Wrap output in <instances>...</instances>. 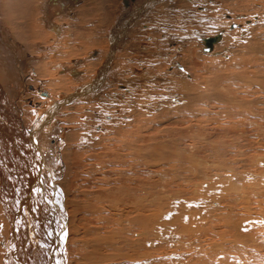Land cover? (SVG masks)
Masks as SVG:
<instances>
[{
    "label": "rangeland",
    "instance_id": "rangeland-1",
    "mask_svg": "<svg viewBox=\"0 0 264 264\" xmlns=\"http://www.w3.org/2000/svg\"><path fill=\"white\" fill-rule=\"evenodd\" d=\"M202 1L203 0L198 1L197 2L198 4H196V6L192 5L190 3H185V5L187 4L186 6L184 5V3L183 4L181 3L182 6H180V5L178 6V4L176 5L178 7V9H180V8L186 9L185 7H188V9L191 8L192 11H193V8H196V9H198L200 7L205 8V10H203V12L200 10L201 11L200 13H197L195 10L193 11V15L194 14H195L194 16L199 15L200 19L199 20L196 19V20H193L191 22L188 21L186 23V25H187L186 28L188 30L185 28H182L180 26H179V28L177 27V28H173V29H171L170 27H166L167 33L170 35V36H168V34L164 33L165 30L162 29L159 31V29L155 30L153 28L154 34L150 35V36H152V37L154 36V37L150 38L151 41H148L147 38H144V39L140 38V39L136 40V44L138 42L137 45H139V46L140 45L145 46V42L146 43L150 42L149 43L150 47H152V46L155 47L156 44H158L159 47H155V48L152 47L153 49L150 48V50L152 49L151 51H154V52H149V51L146 52L145 50L141 49V51L137 53V57H135V56H128V55L126 56L122 52H119L118 51L119 49H118V50H115L114 53L112 52V54L110 52H108V54H105L106 59H107L109 53L111 55H113L112 69L115 73H117L116 75H118L117 77H114L112 75L108 79L111 82V84H113V85L118 84V82L123 83L124 82L123 79H125V78L127 79L128 77H126V75H129V74L135 75L136 79L139 80L138 78L141 77L142 75H144L148 69L150 70V67H151V69H154V71H156V72L158 71V73H150V74H148L149 76L146 75V77H147L146 80L150 79L149 80L150 84H149L148 88H145L143 85H140L141 82L144 83L143 81H139L140 83L139 82L133 83V84H136L133 86L136 88V89H134V91L137 92L136 96L138 95L137 97H134L136 101H134V102L132 101L131 103H129L127 101V98H121V97L114 98V97H107L104 95V97H102V98L105 100H104V102H101L102 106H100V107H97V105H95V104L87 105V107H89L90 110L83 109V111H81V112H80V109L77 110L78 108H75L74 111L70 110L71 112L69 110H67L68 112L67 111L64 112L65 109H62L60 111L61 113L59 112L60 115L65 116V117H62V120H65L66 118H68L67 119L68 123L67 122H61L62 124L60 127L63 129V131L57 130L58 131V132H56L57 135L55 132H54L55 134H51V136L53 138L51 136L49 137L48 133L46 131L40 132L39 133L40 136H38V135L36 136V142L35 143H38V142L39 143H49V147H51L57 143L56 146L59 147L57 149V156H58L60 162L61 161L63 162V163L61 162V166H60V174L61 175L59 174V177L60 176L62 177V175L64 176L65 172L68 170L67 168H69V164H70V160H71L70 155H71V158H72V156L74 158L73 159L74 168H75V165H79L77 167V169H79L80 171L77 172V170L75 169V176L73 177L72 185L70 188H71V191L74 192L75 197L77 195L81 196V197L77 196L78 199L77 198L76 199L79 201L77 210L80 209L78 212L79 215L81 216L80 219L81 220L83 219V221L81 223L82 227L91 228V229L96 230L98 227H100L99 223L101 220H103L104 224H105V223H107V219H108V223H110L109 228L111 225H115V227H118V224H123L124 225L123 228H125V229L128 226L130 228V224H129L128 219H127V218H130V215H131L130 212L136 211V210H141L144 207H145V209L142 211L147 212V213H149L151 211V209L153 210L155 207L154 211L156 212V220L162 219L160 217H161L163 211H164V214L166 212L167 215L169 212H170L169 214H171V213L174 214L175 217H171L170 219H168L166 217V218H164V220H160L159 221L160 223L156 222L157 224H161L163 226H165L166 225L165 223H167L166 227H156V223H155V228L154 227L148 228L152 232L154 238L150 239L152 237H149L150 240L148 241V243H145L146 244L145 247L142 246L144 244L143 242H145L143 240H140L141 242L139 244H137L138 242L136 243V240L138 238H141V236L140 237H134V235H133L134 231H133V229H132V231L130 229V231L128 232V235H127L129 237L128 246H127V242L126 243L124 242V240H125L124 237H123V239H121V240H123L124 243L121 242L120 244H118V243L113 244V248H117L119 246L120 249H122V250H120V251H122L121 253L123 254L122 259L120 256L119 257L116 256L117 258L116 257L112 258L111 256H108L109 254H107L108 252H106V249H105L104 253L107 255L106 258L108 257L110 259L111 258L115 259L114 261H116V263H114L112 261L113 264H118V263L119 264H133V263L134 264H158V263L159 264H178V263L179 264H207V261H209L208 264H224L227 261L229 263H226V264H231V262H232V264H235V263L236 264H243L244 261L247 262V263L244 262V264H248V262H249V264L250 263L256 264L257 262H258L257 264H264V246H263L264 245V237H263L264 236V222H263L264 217L262 216V214L264 213V210H263L264 209V198H263L264 197V188L261 187L262 184H263L262 186H264V183H262V182H264L263 181L264 180V178H263L264 177V0H209V4H205L204 2L202 3ZM183 5H184V7H183ZM208 6H209V9H208ZM216 15H218V16H216ZM96 16L98 17L97 14H96ZM55 17H57V15ZM179 17H181L180 13H179ZM171 18L173 19V17H171ZM176 19H178V17H175L174 20H176ZM235 19L236 20L240 19V20L236 21ZM255 19H257V20H255ZM241 20H244L245 22L242 21L243 22L242 23ZM104 21H106V20H104ZM197 21H199L200 23ZM228 21H230V22H228ZM246 21L251 22V24L249 25L250 27L248 25L246 26ZM165 22H166V20H165ZM231 22H233V23H231ZM170 23H173L175 25L176 22L174 23L171 21V19H168L167 24L170 25ZM234 23H236V24H234ZM252 23H254V24H252ZM217 26H219V28ZM97 28H99V26ZM198 28H200V29H198ZM169 29H171L172 32H170ZM192 29H194V30H192ZM179 30L182 31V33L179 32ZM197 30H200V32L197 33L196 32ZM214 30H216L218 32H216V31L214 32ZM155 31H158V32H155ZM186 31H188L189 33L191 32V34H189ZM193 32H196L195 34L197 36ZM213 32H214V34L222 32L223 34L222 35L219 34V36L220 37L223 35L225 36L222 38V40L220 42H217V44L215 46L214 51L217 52L219 55H215V56L213 55V57L208 56V55H204V54L199 55L200 54V51L198 50L199 48H201V49L208 48L207 43L209 41V38L211 36L212 37L215 36L213 34ZM159 33H161V34H159ZM177 33L180 35L181 34H183V35L188 34V35L192 36V38L188 37V35L186 37V35H185V36H183L185 38L182 37L180 40H177L176 38H178V36H180V35H177ZM78 34L79 33H77L76 35L73 34V35H75V36L72 35L73 37L71 35H70L71 37L69 35H68L69 37L63 36L64 38L65 37H67L68 39L70 38L69 40L71 42L68 41L70 43H68V42H64V43L62 42L61 43V41L63 40V37H57V39H58L57 43L59 42L58 44L61 43L60 45L68 47V48H66L67 50L71 49V48L73 50H75L77 47L76 51H78V50H80V46L78 45V44H80V38H78V36H77ZM155 34H156V38H155ZM192 34H194V36ZM74 37H75V39H73ZM173 37L175 38L176 41L170 39ZM166 38H168V40ZM193 39H194V41H193ZM184 40L185 41L189 40V41L185 42ZM58 44H56L57 45V54L58 53L61 54L64 49L61 48L60 45H58ZM74 45H75V47H74ZM179 45H180V47H179ZM58 47H60V48H58ZM193 47H195V48H193ZM258 47H259V49H258ZM260 47H262V49H260ZM164 48H165V50H164ZM61 49H63V50H61ZM192 51H193V53H192ZM195 52H197V54ZM144 53L147 56H145ZM149 53H150V57H149ZM220 53H221V55H220ZM180 54H182V55H180ZM170 55H172V56H170ZM160 56H161V58H160ZM166 56H168V57L166 58ZM184 57H185V59H184ZM142 58H143V60H142ZM156 58H157V60H156ZM198 58H200V59H198ZM205 58H206V60H205ZM126 59H128L129 61H126ZM197 59L199 61H197ZM201 59H203V60H201ZM83 60H87V59H83ZM139 60H141V61H139ZM213 60H215V62H213ZM191 61H193L192 64H191ZM196 61H197V63H196L197 65L195 64ZM189 62H190L191 66L189 65ZM198 62H200V63H198ZM149 63H150V65H149ZM154 63H155V65H154ZM211 63H213V64H211ZM142 64L144 67L142 66ZM158 65H159L161 72H159V69L158 70L155 69V68H158ZM170 65H171V67H170ZM191 69H192V72L190 71ZM113 71L111 72L112 74L114 73ZM123 72H126V73H123ZM188 72L190 75L188 74ZM182 73H183V75H182ZM184 73L186 76L187 75H189V76L186 77L184 75ZM154 74L158 77V79L154 76ZM162 74L164 76L168 74L166 76L167 78L163 77V78H165L163 80ZM193 75H195V76H193ZM214 75L215 76L217 75V77H215ZM169 76H171V77H169ZM178 77H181V78L176 79ZM117 79H118V81H117ZM136 79H135V81H136ZM212 79H214V80H212ZM195 80H196V82H195ZM26 81H27V79H26ZM114 83H116V84H114ZM126 83H127V81H126ZM212 83H214V84L212 85ZM27 84H28V81H27ZM210 84L213 87L214 86L216 87V88L214 87L215 90L213 89V87ZM29 85H31V84L29 83ZM151 88H152V91H149L148 89L151 90ZM216 89L218 91H216ZM47 90H49L51 94L54 92H58L57 89H54V91H53L52 88H47ZM28 91L30 92L31 90L28 89ZM106 91H107V89L104 90V94L106 93ZM186 91H187V93H186ZM193 92H195V93H193ZM211 93H212V96H210ZM215 93H216V96H215ZM28 94L29 93H24L21 96L23 99H21V97H20V99L22 101H24L26 99L25 97H27ZM106 94H109V92ZM195 94H196V97H195ZM199 94L201 96L203 95L204 99L201 98V96H199V98L201 100L198 99L199 101H197V98H198L197 96ZM192 95L194 96V100L192 99L193 98ZM28 97L34 98L33 95L32 96L29 95ZM217 97H219V98H217ZM215 98H217V99H215ZM177 99H179V101H176ZM9 100L11 102L13 101L11 98ZM217 100H218V103H216ZM233 100H235L236 102L238 101V103L233 102ZM18 101H20V100L18 99ZM143 101H145V102H143ZM192 101L193 102L195 101V102L193 103ZM79 102H84V101H79ZM148 102H150V103H148ZM12 103L18 104L17 102H14V101ZM76 103H78V101ZM150 106L154 109L152 110V108ZM11 107L13 109L14 105H11ZM118 107H119V109L116 110V108H118ZM142 107L145 109H143ZM224 107H227V108H224ZM229 108H230V110H229ZM23 109H26V111H27V109H29V105L22 108L20 115H21V121H22V123H24L23 127L26 128V126H27V128L31 129L30 128L31 126L29 127L30 122H27L28 121L27 119H26L27 121L24 122L23 118L25 117L24 113H26V111ZM156 110H157V112H156ZM232 110H234V111H232ZM112 111L114 113H112ZM138 112H139V114H141L140 116L138 115ZM64 113H65V115H64ZM84 113H87L88 115H86V114L84 115ZM107 113H108V115H106ZM145 113H147V114H145ZM159 113H163V114H160L158 116ZM22 114H23V116H22ZM31 115L32 114H29L27 116V118L31 119V117H33V115L32 116ZM67 115L68 116L70 115L69 116L70 118L67 117ZM81 115L87 116V119L89 121H91L92 124H93V122L96 121L97 127L95 125L93 126L91 124V122H90V124H91L90 125L88 123L89 122L88 120L80 119ZM99 115L102 117H100ZM112 116H114V117H112ZM134 116H136V118ZM142 117H143V119H142ZM117 120L118 121L121 120V121L118 122ZM85 121L87 122V124ZM106 121H108L109 123ZM110 122H111V124H110ZM63 123H65V124H63ZM102 124H104L103 125L104 128L102 127ZM114 124L118 127H114L115 126ZM117 124H119V125H117ZM161 124H163V125H161ZM134 125H135V127H134ZM82 126H83V128H82ZM107 128H109L110 130H107ZM83 129H84V131H83ZM116 129H117V131H116ZM88 130H89V132H88ZM96 130H98V131H96ZM75 131H77V132L79 131V132H81V134L79 132H78L79 133L78 134ZM61 132H62V134H61ZM69 132H71V133H69ZM66 133H69V134H66ZM91 133H98V134H91ZM119 134H120V136H119ZM125 134H126V136H125ZM69 135H70V137H69ZM42 136H44V138ZM38 137L40 138V140H37ZM62 137H64V138H62ZM92 139H93V141H92ZM45 140H46V142H44ZM54 141H55V143H54ZM86 142L89 143V147L91 146V148H92V149L90 148L91 150L88 149L89 147L87 148L84 146L83 143H86ZM76 145H80L81 147H78ZM104 146H105V148H104ZM82 147L85 148L86 150L88 149L89 152L86 155L90 157V158H88L89 159L88 161H90V162H84L82 160V158L85 157L86 155L83 157L82 156L80 157V155L83 154L82 153V150H83ZM115 148H116V150H115ZM147 148H149V150H147ZM105 150H107V152ZM180 150H181V152H180ZM149 151H150V154H148ZM50 152L52 154L51 149H50ZM97 152H98V154H99L98 156H100V158L97 156ZM100 152L102 154L103 153L104 154L102 155ZM90 155H93V156L95 155V157H93V156L91 157ZM101 155L104 158H102ZM216 155L219 156V158L218 157L216 158L215 157ZM159 156H160V158H159ZM96 157L99 159H97ZM148 157H149V159H148ZM211 158H212V161H210ZM102 159H105V160H102ZM217 159H219V160L221 159L222 162L223 161L224 162L221 163V160L219 162ZM146 160H149L151 163L148 164L146 162ZM97 161H99L100 163ZM102 161H104V162H102ZM258 162H261V164ZM101 163H103V164H101ZM105 163H106V165H105ZM193 163H195V165H193ZM218 163H220V164H218ZM66 164H68V165L66 166ZM93 164H95V165H93ZM99 164H100V166H99ZM223 164L226 167H224ZM255 164H257L258 167H256ZM132 165L133 166L135 165V167H133ZM156 165H159V166H156ZM214 165H215V168H214ZM216 165L219 167H217ZM227 165L228 166L230 165L229 167L231 170L227 167ZM157 167L160 168L161 170L158 169V171H157V169H156ZM187 167L189 168V170H187L188 169ZM200 167H201L202 171H200L201 170ZM74 168H73V170H74ZM177 169H179V170H177ZM184 169H185V171H184ZM103 170H104V172H103ZM194 170H196V171H194ZM211 170H212V172H211ZM243 170L244 171L246 170V171L244 172ZM247 170H248V173H247ZM118 171H120V172H118ZM135 171L138 172V175H137V172H135ZM186 171H188V172H186ZM228 171L231 174L230 176H232V175L234 176L231 178L232 181L230 179ZM237 171H238V173H237ZM240 171H241V173H240ZM83 172H84V174H83ZM134 172H135V174H134ZM177 172L180 174H178ZM201 172H202V174H201ZM217 172H218V175H217ZM221 172H222V174H220ZM118 173L120 176H118ZM173 173L175 176L173 175ZM239 173H240V176H238ZM104 174H106V175H104ZM121 174H123V175L121 176ZM182 174H184V176L186 174L187 176L184 177ZM188 174H190V175L192 174V175L188 176ZM207 174L212 175L213 179L211 176L208 177ZM85 175L88 178H86ZM97 175L100 178L102 177L101 179H103L104 181L106 179L107 182L105 183L103 180H100V178ZM219 175L220 176L224 175V178H223L224 180H227V178H228V181L231 183V185H230L229 182L227 183V181H225L226 184L230 185V186H227L229 188L228 191H229V193L232 192L231 195H236L235 197H233V200L236 199L235 200L236 202L235 201H234V203L232 202L233 203L232 208L231 207H225L227 205V202L225 201V198H228L227 194L221 195V193H219V192H218L219 194L215 193L218 190H223V188H227V187H222L220 184H219L220 186L214 185L215 183H218V181L220 183V180L222 178L220 177L221 179H218V180H216V178H215V177H219ZM162 176H164V177L162 178ZM179 176L181 178H179ZM226 176H227V178H226ZM95 177H98V178H95ZM133 177L136 178L138 181L135 180ZM187 177L191 178L192 180L187 179ZM182 178L184 180H181ZM201 178H202V180H203V178H205L206 180L207 179H210V180H207V183L205 182L206 181L205 179L200 182ZM238 178H240V179H238ZM117 179L119 180V182ZM162 179H163V181H162ZM237 179H238V181H237ZM132 180H134V181H132ZM196 180L198 181V183ZM87 181H89V182H87ZM113 181L115 182V184ZM160 181H162V182H160ZM209 181H211V182H209ZM176 182H177V184H176ZM88 183H90V184H88ZM130 183L131 184L138 183V184H136L137 185L136 186V185H131ZM162 183H165V184L163 185ZM170 183H173V184H170ZM194 183L195 184L197 183L196 184L197 186ZM100 184L102 187L101 186L99 187ZM121 184H123V187ZM126 184H128V186ZM154 184H157V185H154ZM210 184H212V185H210ZM243 184H245L246 186H244ZM250 184H251V186H250ZM151 185L154 187H152ZM166 185H167V188L165 189ZM199 185H201V188ZM202 185H205V187L203 186V188H204L203 190L206 189L205 192L206 191L208 192L210 190H212V191L205 193L204 191H202ZM247 185H249V186H247ZM134 186H136V187H134ZM217 186H218V189L216 188ZM231 186H233L234 188L233 187H232L233 189L230 188ZM74 187H77L76 191H74L75 190ZM96 187H98L99 189ZM147 187L148 188L151 187L155 190H153V189L151 190V188L148 189ZM211 187H213V188H211ZM214 187L217 189V191H215L216 189ZM219 187H220V189H219ZM68 188H69V186H68ZM102 188H105V191L111 190L114 195L112 194L111 191H109V192L107 191L105 193V191H102V190H104ZM121 188H122V190H121ZM137 188H138V190H137ZM181 188L183 190H180ZM192 188H194L193 189L194 191L193 190L191 191ZM247 188L250 190H248ZM100 189H101V191H100ZM117 189H118V191H120V190L123 191V189H125V190L123 192L120 191L121 192L120 193L117 191ZM128 189H130V190H128ZM144 189H146L148 191H146ZM199 189L201 190V192L199 191ZM237 189H239V192ZM254 189H256V191ZM61 190H63V189L61 188ZM140 190H142V191H140ZM197 190L199 191L200 194L196 193ZM247 190L249 191V193ZM257 190H259V191H257ZM66 191H67V195H69V192L67 189H66ZM128 191H130L129 193L131 195L129 193H126ZM137 191H138V193H137ZM155 191H157V192H155ZM182 191H183V193H182ZM98 192H100V193H98ZM149 192L152 194H150ZM185 192L186 193L188 192V193L186 194ZM189 192H193V197H192L191 193L189 194ZM102 193L105 195H103ZM109 193H110V195H109ZM122 193H125V194H122ZM139 193H141V194H139ZM158 193H164V194L160 195V197H159ZM101 194L103 196H101ZM116 194H117V196H116ZM143 194H145V195L148 194V195L145 196ZM154 194L157 196H154ZM202 194L203 195L205 194L208 198L215 197L216 199L214 200V202H216L217 205L212 204L211 201H208L209 203L207 202L208 204H205L204 200H205L206 196L205 195L202 196ZM246 194H247V196H249V198H247ZM120 195H122L123 197L120 198L121 197ZM128 195H130V196H128ZM141 195L143 196L144 199L146 198V200H144V199H141V200L146 201V202H143L140 200V198H142ZM181 195L182 196L184 195L183 198ZM218 195H219V198H218ZM85 196L89 197V198H86ZM162 196L164 199L162 198ZM173 196H174V198H173ZM180 196L182 198V200H181L182 203H181L180 199H178ZM223 196H225V197H223ZM91 197L93 200L91 199ZM106 197H107V199L109 198L108 199L109 201H111L112 198H115L113 200H116L117 203L115 201H112L113 203L111 204V202H109L106 199ZM137 197H139V198H137ZM184 197L189 199V200H191V197H192V200L195 201L194 205L192 204V206H189L191 209L185 203L186 201H189V200L184 199ZM250 197H252V198H250ZM176 198L179 200V203L176 202V200H177ZM147 199H148V202H147ZM250 199H252V200H250ZM67 200L69 201L70 199H67ZM137 200H139V201H137ZM244 200H246V201H244ZM87 201H90V202L88 203ZM96 201H98V202H96ZM132 201L133 202L135 201V202L132 203ZM153 201H155L157 204L156 205H155V203L153 204ZM81 202H82V204H81ZM95 202L97 203L96 205H94ZM151 202H152V204H151ZM159 202H160V204L158 205ZM162 202H164V204L171 202L172 206L174 208L169 209L168 205H170L171 203H168L165 206V205H163ZM175 202H176V204H175ZM243 202H245V203H243ZM69 203H70V201L68 202V206H69L70 210H73V208H76L75 206L73 207L72 204H69ZM114 203H116V204H114ZM146 203H150L151 205L149 206V204H146ZM177 203H178V206H177ZM180 203L181 204L184 203V204L181 205ZM197 203L199 205H197ZM238 203L241 205V207H242V204H244L242 207L243 210H245L247 208V210L244 213H242V214H244V216H242V214H241V212H243V210L241 209V207ZM98 204L99 205L103 204V206L101 207V205H100V207H99ZM140 204H141V206H140ZM79 205H82V206H79ZM108 205H110V206H108ZM112 205H114V206L116 205V206L112 207ZM143 205H144V207H142ZM146 205H148V206H146ZM153 205H155V206L152 207ZM160 205H161V207H163L162 209L161 208L158 209V207H160ZM211 205H213V206H211ZM221 205L224 206V208ZM247 205L250 207H248ZM207 206H209V207H207ZM123 207H125V208H123ZM218 207H221V208L219 209ZM101 208L103 209V211ZM131 208H132V211H131ZM227 208L233 209L234 213H237V214L240 213V215L242 217H245L246 215H248V217L246 216V223L248 222L249 224L248 223L246 224L245 228H247L248 230L245 231V234L247 235L246 236L247 238L250 237L251 241H252V239L255 240L254 241L255 243L252 241L253 244L248 243L249 241L247 242L252 247H250V245H248L246 242L242 241L245 239L244 238V239H241V241H239L240 242L239 244H242L243 248L245 250L242 249V246L240 247V245H239L240 248H238V249L236 248L237 251L235 249L234 252H232V251L229 252L230 251V249L228 248L229 240H231L230 239L231 237L232 238L234 237L235 231L231 232V231H229L230 229H228L227 227L224 228L226 225L228 226V224L230 223V222H228L225 224V222H223V221H225V218H223V216L224 215H225L224 217H227L226 215L229 216V214L224 212L227 210ZM128 209H129V211H128ZM156 209H158L160 212H158V210H156ZM188 209H190V212H185V210L187 211ZM126 210H127V212H126ZM161 210H162V213H161ZM192 210H194V211H192ZM91 211H92V213H91ZM105 211H106V213H105ZM85 212H86V214L82 215V213H85ZM191 212H192L191 221H192V224L194 225V227L192 226V224H190L191 225V227H190V225H189L190 222H188L189 220L187 221L185 219L187 216L190 218L188 213H191ZM222 212H224L225 214ZM252 212H253V214H251ZM204 213L206 214V216H204L205 215ZM220 213H222L223 215ZM245 213H246V215H245ZM248 213H250L251 215H249ZM90 214H92V215H90ZM97 214H98L99 220H100L98 222L96 221ZM103 214H104V216H102ZM128 214H130V215H128ZM258 214L260 217L258 216ZM89 215L91 216V218L88 217ZM123 215H126L127 218L121 219V216H123ZM158 215H160V216H158ZM179 215H182V216H179ZM218 215H220L221 217ZM71 216H72V214H71ZM71 216H70V218H71ZM98 216H97V220H98ZM105 216H107V217H105ZM108 216H109V218H108ZM0 217H2V216L0 215ZM87 217H88V219H87ZM237 217H239V216H237ZM179 218L184 219V220L181 221ZM196 218H197V220H196ZM260 218H261V220H260ZM1 219L2 218H0V225L3 223V221L1 222ZM86 219H87V222H86ZM247 219H249V221ZM118 220H119V222H118ZM250 220H253V222ZM89 221H91V222H89ZM195 221L198 222V224ZM255 221H256V223L257 222H260V223L255 224ZM261 221H262V223H261ZM170 224H172L173 226ZM177 224L179 227L176 226ZM181 224L182 225L184 224L183 227ZM186 224H187V226H185ZM209 224H211V225H209ZM97 225H99V226H97ZM195 225H198V226H195ZM223 225H225V226H223ZM5 226H6V224H4V225L2 224L0 226V233L1 232L5 233L3 231L6 228ZM67 226H68V231H69V223L67 224ZM158 229H159V231H158ZM195 229L197 230V232ZM118 230L121 231L120 228ZM169 230H171V231H169ZM212 234H213V236H212ZM0 235H1V237L2 236L5 237L4 234H2V233ZM123 236H124V232H123ZM177 237H178V239H177ZM86 238L91 239V240H96L98 237L96 234H93V235L87 236ZM195 238H197V239L195 240ZM261 240H263V241H261ZM109 241L110 240L108 239L107 242L109 243ZM134 241H135L136 245H135V243L133 244ZM150 241H151V243H150ZM221 241L222 242L225 241V242L222 243ZM107 242H106V248L108 247ZM153 242H155V244L157 246H155V244ZM211 243H214V245L217 243L216 246L219 245V247H217V250L215 249L216 250V257L214 255L215 254L214 252H213L214 254L209 253L210 245H213ZM244 243H246L250 248ZM153 244H154V246H153ZM261 244H263V245H261ZM116 245H117V247H116ZM124 245H126L129 248V250L127 249V247L125 248ZM133 245H135V247H133ZM137 245L142 246L143 248L138 247ZM148 245H150V246H148ZM182 245L184 246V250H183ZM191 246L193 248H191ZM246 246H247L248 250H246L247 249ZM261 246H263V247H261ZM150 247H152V248H150ZM160 247H162V248H160ZM178 247H180V248H178ZM136 248H139V249H136ZM203 248H205V249L203 250ZM148 249H149V251H148ZM151 249H152V251H151ZM241 249H242V251H241ZM251 249L254 252L253 251L250 252L249 250H251ZM145 250H147V251H145ZM201 251H202V253L204 251L205 254L204 253H203L204 255L201 254ZM220 251H221V253H220ZM238 251H239V253H238ZM80 252H82L81 253L82 255L80 254ZM80 252H79V255H80L79 256L80 257L79 258V264L81 263L80 259H83V257L85 256L84 249H81ZM242 252L243 253L245 252V253L243 254ZM249 252L250 253L253 252L254 254H249ZM153 253L155 255H153ZM206 253L211 254V257H210V255H207ZM126 254L128 256H132L134 259L132 257H131L132 259L124 258L127 256ZM239 254H241V255L239 256ZM143 256H145V257H143ZM146 256L151 257V258H148V260L147 259L143 260L142 258H146ZM212 256L215 257L216 259L215 258L213 259ZM224 256L227 258L229 257L231 259H229V258L227 259ZM247 256H252V258H248ZM137 257L138 258L140 257V258L138 259ZM108 258L106 260L110 261V259H108ZM201 258H202V260H201ZM242 258H244L245 260H242ZM246 258H248L249 260ZM137 259L140 261H138ZM220 260L222 261V263H220L221 262ZM252 261H254V263ZM110 262H108V264Z\"/></svg>",
    "mask_w": 264,
    "mask_h": 264
},
{
    "label": "bare ground",
    "instance_id": "bare-ground-1",
    "mask_svg": "<svg viewBox=\"0 0 264 264\" xmlns=\"http://www.w3.org/2000/svg\"><path fill=\"white\" fill-rule=\"evenodd\" d=\"M200 0H0V215L2 217L1 222L3 221V225L6 224V228L5 230H3L5 233L1 232L2 234H4L5 237H1L0 235V264H79V252L81 249H84V253L85 256L83 257V259L81 260L80 264H108V262H110L109 264H113L116 263V261H114L115 259H112L116 256H120L122 259V249H120V247L116 245L117 248H113V244L114 243H118L120 244L121 242H123V237H124V242H127V246H128V240L129 237L128 232L132 231L133 229V235L134 237H140L136 240V243L139 244L141 241L143 240L145 242H143L144 244L142 246L145 247V243H148V241L150 239H153V234L152 232L148 229L149 227H154L155 228V223L159 222L160 220H164V218H168L170 219L171 217H175L173 213L168 215L164 214V211L162 213L161 210V217L162 219H157L156 220V212L154 211L155 209V205L157 204L155 201H153V204L155 203V205H153L152 207H154V209L149 213L144 212L142 210L145 209L144 205L142 207H144L141 210H136V211H131L130 214V218H127L126 215L121 216L122 218H127L128 222L130 224V228L129 226L125 228H123V224H118V227L120 228L121 231H119L118 227H115V225H111L109 228V224L108 223V219H107V223L104 224L103 220H99V216H98V220H97V216H96V221H100L99 225L100 227H98L96 230L95 229H91V228H86V227H82V221L80 219V215H79V210H77L78 207V197L80 195H77L75 197L74 192L71 191V185H72V181H73V177L75 176V169L77 170V172H79L80 170L77 169V167L79 165H75L74 168V162H73V156L71 158L70 155V164H69V168H67L68 170L65 172L64 176L62 175V177H59L60 174V166H61V162L57 156V149L59 147L56 146L55 141H54V145L49 147V143H35L36 142V136H40L39 133L46 131L48 133V136L50 137L51 134H55L58 131H63V129L60 127L61 126V122H67L68 118H66L65 120H62V117H65L63 115H60V111L62 109H65V111L67 110H75V108H78L77 110L80 109V112L83 111V109H89V107H87V105H97V107L102 106L101 102H104L105 99H103L102 97L107 96V97H114V98H127V101L129 103H131L132 101H136L134 97H137L136 94L137 92L134 91V89H136L133 85L134 82H139V81H143L144 83H140V85H143L145 88H148L149 84H150V79L146 80L147 77L146 75L150 74V73H158V71H154V69L150 70L148 69L144 75H142L141 77H139L137 80L136 76L133 74H129L126 75V77H128L126 80H124V82L113 85L111 84V82L108 80L110 78V76H114L117 77L118 75H116L117 73H115L112 69V61H113V55L112 52L114 53L115 50H118L119 52H122L123 54H125L126 56H135L137 57V53L142 50H145L146 52H154L151 51L153 48L155 47H159L158 44H156L155 47H150L149 43L150 42H145V46H139L136 44V40L140 39V38H147L148 41H151L150 38L154 33V30H165L164 33H167V28L166 27H170L171 29L173 28H186V23L189 21H193V20H199L200 16H194L193 15V11L195 10L197 13H200L201 11L203 12V10H205V8L200 7L198 9L193 8V11L191 8L188 9V7H185L186 9H178V7L176 6L178 4V6H182V4L184 3H190L192 5L198 4L197 2ZM205 4H209V0H203L202 3ZM182 3V4H181ZM183 5V7H184ZM187 5V4H186ZM185 5V6H186ZM204 5V4H203ZM189 6V5H188ZM177 7V8H176ZM192 7V6H191ZM206 7V6H205ZM211 8V7H210ZM207 9V8H206ZM209 9V6H208ZM201 10V11H200ZM179 13L180 16L179 17ZM195 13V12H194ZM96 14L98 15V17L96 16ZM210 14V13H209ZM57 15V17H55ZM96 16V17H95ZM218 16V15H216ZM173 17V19L171 18ZM175 17H178V19L174 20ZM230 17V16H229ZM242 17V16H241ZM255 17V16H254ZM231 18V17H230ZM258 18V17H257ZM171 19L172 22H176L175 25L173 23L167 24V20ZM243 19V18H242ZM260 19V18H259ZM106 20V21H104ZM166 20V22H165ZM236 20V19H235ZM240 20V19H238ZM236 20V21H238ZM246 20V19H245ZM257 20V19H255ZM244 20H241V22ZM251 21V20H250ZM199 22V21H197ZM217 22V21H216ZM230 22V21H228ZM245 22V21H244ZM200 23V22H199ZM215 23V22H214ZM233 23V22H231ZM243 23V22H242ZM236 24V23H234ZM251 22L246 21V26L250 25ZM254 24V23H252ZM258 24V23H257ZM256 24V25H257ZM261 24V23H260ZM169 25V26H168ZM199 25V24H198ZM240 25V24H239ZM99 26V28H97ZM102 26V27H101ZM208 27V26H207ZM219 28V26H217ZM250 27V26H249ZM191 28V27H190ZM217 28V29H218ZM170 30V32H172ZM200 29V28H198ZM248 29V28H247ZM177 30V29H176ZM188 30V29H187ZM194 30V29H192ZM184 31V30H183ZM216 30H214L215 32ZM221 31V30H220ZM158 32V31H155ZM162 32V31H161ZM169 32V31H168ZM174 32V31H173ZM176 32V31H175ZM179 32L182 33V31L179 30ZM188 32V31H186ZM197 33L200 32V30L196 31ZM196 32H193L194 34ZM202 32V31H201ZM213 32V34H214ZM218 32V31H216ZM79 33L77 36L78 38H80V44H78L80 46V50L76 51L77 47L75 50L71 49H66L68 47L62 46L60 45L62 42H68L70 41L67 37H69L70 35L72 36L73 34H77ZM189 33V32H188ZM161 34V33H159ZM191 34V32L189 33ZM194 34H192L194 36ZM212 34V35H213ZM219 34H223L222 32L219 33H215V36H211L209 38V41L207 43V47L208 48H199L198 50L200 51V54H204V55H208V56H212L213 55H219L217 52H215V46L217 44V42H220L222 40L223 36H219ZM225 34V33H224ZM69 35V36H68ZM73 35V36H75ZM163 35V34H162ZM173 35V34H172ZM177 35H180L177 33ZM186 37L188 34H185ZM183 34H181L180 36H178V38H176L177 40H180L183 36H185ZM196 35V34H195ZM63 36H67V37H63ZM70 36V37H71ZM72 36V37H73ZM76 36V37H77ZM168 36H170L168 34ZM175 36V35H174ZM197 36V35H196ZM231 36V35H230ZM57 37H63V40L61 41L60 44L57 43L58 39ZM154 37V36H153ZM152 37V38H153ZM172 37V36H171ZM177 37V36H176ZM188 37H191L190 35H188ZM155 38H156V34H155ZM174 38V37H173ZM170 38L172 40H175V38ZM185 38V37H183ZM190 38V39H191ZM195 38V37H194ZM75 39V37L73 38ZM168 40V38H166ZM169 39V40H170ZM196 39V38H195ZM79 40V39H78ZM164 40V39H163ZM183 40V39H182ZM187 40V39H186ZM225 40V39H224ZM157 41V40H156ZM176 41V40H175ZM185 41V40H184ZM189 41V40H188ZM185 41V42H188ZM194 41V39H193ZM206 41V42H207ZM258 41V40H257ZM71 42V41H70ZM68 42V43H70ZM79 42V41H78ZM155 42V41H154ZM163 42V41H162ZM178 42V41H177ZM169 43V42H168ZM174 43V42H173ZM60 45L61 50H63V52L61 54H57V45ZM67 44V43H66ZM185 44V43H184ZM170 45V44H169ZM71 46V45H70ZM147 46V47H146ZM185 46V45H184ZM188 46V45H187ZM58 47V48H60ZM75 47V45H74ZM166 47V46H165ZM177 47V46H176ZM180 47V45H179ZM201 47V46H200ZM225 47V46H224ZM82 48V49H81ZM84 48V49H83ZM150 48H152L150 50ZM195 48V47H193ZM217 48V47H216ZM220 48V47H219ZM79 49V48H78ZM157 49V48H156ZM225 49V48H224ZM259 49V47H258ZM260 49H262V47H260ZM60 50V51H61ZM165 50V48H164ZM163 50V51H164ZM196 50V49H195ZM229 50V49H228ZM227 50V51H228ZM185 51V50H184ZM205 51V52H204ZM226 51V50H225ZM108 57L106 59L105 54H108ZM186 52V51H185ZM128 53V54H127ZM163 53V52H162ZM193 53V51H192ZM197 54V52H195ZM167 54V53H166ZM172 54V53H171ZM122 55V54H121ZM145 55V53H144ZM168 55V54H167ZM174 55V54H173ZM182 55V54H180ZM189 55V54H188ZM221 55V53H220ZM147 56V55H145ZM156 56V55H155ZM172 56V55H170ZM185 56V55H184ZM187 56V55H186ZM198 56V55H197ZM149 57H150V53H149ZM168 56H166L167 58ZM188 57V56H187ZM191 57V56H190ZM121 58V57H120ZM130 58V57H129ZM128 58V59H129ZM159 58V57H158ZM161 58V56H160ZM172 58V57H171ZM177 58V57H176ZM83 59H87V60H83ZM106 59V60H105ZM115 59V58H114ZM128 59H126V61H129ZM185 59V57H184ZM183 59V60H184ZM200 59V58H198ZM197 59V61H199ZM204 59V58H203ZM201 59V60H203ZM215 59V58H214ZM136 60V59H135ZM143 60V58H142ZM157 60V58H156ZM161 60V59H160ZM168 60V59H167ZM173 60V59H172ZM193 60V59H192ZM206 60V58H205ZM138 61V60H137ZM141 61V60H139ZM151 61V60H150ZM153 61V60H152ZM164 61V60H163ZM187 61V60H186ZM190 61V60H189ZM197 61L195 62V64L197 63ZM217 61V60H216ZM62 62V63H61ZM145 62V61H144ZM157 62V61H156ZM172 62V61H171ZM193 61H191L192 64ZM211 62V61H210ZM213 62H215V60H213ZM219 62V61H218ZM217 62V63H218ZM148 63V62H147ZM151 63V62H150ZM149 63V65H150ZM200 63V62H198ZM216 63V64H217ZM163 64V63H162ZM194 64V63H193ZM213 64V63H211ZM124 65V64H123ZM155 65V63H154ZM176 65V64H175ZM190 65V62H189ZM188 65V66H189ZM197 65V64H196ZM133 66V65H132ZM143 66V64H142ZM152 66V65H151ZM181 66V65H180ZM191 66V65H190ZM219 66V65H218ZM138 67V66H137ZM144 67V66H143ZM148 67V66H147ZM155 67V66H154ZM153 67V68H154ZM171 67V65H170ZM176 67V66H175ZM174 67V68H175ZM182 67V66H181ZM193 67V66H192ZM78 68V69H77ZM135 68V67H134ZM146 68V67H145ZM196 68V67H195ZM215 68V67H214ZM77 69V70H76ZM143 69V68H142ZM155 69H159V65L158 68ZM165 69V68H164ZM129 70V69H128ZM144 70V69H143ZM146 70V69H145ZM185 70V69H184ZM246 70V69H245ZM114 72L113 74L111 72ZM120 71V70H119ZM192 72V69L190 70ZM194 71V70H193ZM177 72V71H176ZM181 72V71H180ZM186 72V71H185ZM190 72V73H191ZM126 73V72H123ZM143 73V72H142ZM243 73V72H242ZM139 74V73H138ZM137 74V75H138ZM169 74V73H168ZM167 74V75H168ZM187 74V73H186ZM189 74V72H188ZM194 74V73H193ZM167 75H163L162 74V78L165 77ZM170 75V74H169ZM183 75V73H182ZM185 75V73H184ZM190 75V74H189ZM187 75V76H189ZM149 76V75H148ZM151 76V75H150ZM154 76L158 79V77L154 74ZM176 76V75H175ZM180 76V75H179ZM186 76V75H185ZM186 76V77H187ZM195 76V75H193ZM215 76V75H214ZM153 77V76H152ZM160 77V76H159ZM171 77V76H169ZM174 77V76H173ZM182 77V76H181ZM181 77H178L176 79H179ZM191 77V76H190ZM217 77V75L215 76ZM219 77V76H218ZM154 78V77H153ZM163 78V80L165 79ZM184 78V77H183ZM189 78V77H188ZM204 78V77H203ZM28 84H27V81ZM136 79V81H135ZM143 79V80H142ZM187 79V78H186ZM112 80V79H111ZM202 80V79H201ZM214 80V79H212ZM45 81V82H44ZM118 81V79H117ZM127 81V83H126ZM187 81V80H186ZM200 81V80H199ZM219 81V80H218ZM196 82V80H195ZM216 82V81H215ZM29 83L31 85H29ZM160 83V82H159ZM175 83V82H174ZM199 83V82H198ZM197 83V84H198ZM223 83V82H222ZM36 84V85H35ZM202 84V83H201ZM204 84V83H203ZM214 83H212L213 85ZM228 84V83H227ZM165 85V84H164ZM175 85V84H174ZM173 85V86H174ZM177 85V84H176ZM183 85V84H182ZM211 85V84H210ZM211 85V86H212ZM218 85V84H217ZM205 86V85H204ZM207 86V85H206ZM219 86V85H218ZM52 88L53 91L54 89H57L58 92H54V93H50L49 90H47V88ZM213 87V86H212ZM215 87V86H214ZM213 87V89H214ZM174 88V87H173ZM177 88V87H176ZM216 88V87H215ZM28 89H30L31 91L29 92ZM107 89L106 93L109 92V94H104V90ZM117 89V90H116ZM193 89V88H192ZM119 90V91H118ZM149 91H152L148 89ZM166 90V89H165ZM215 90V89H214ZM56 91V90H55ZM169 91V90H168ZM194 91V90H193ZM216 91H218L216 89ZM215 91V92H216ZM162 92V91H161ZM24 93H29V95H33L34 98L31 97H25L26 99L24 101H22L21 99H23L21 96ZM63 95H62V94ZM187 93V91H186ZM195 93V92H193ZM148 94V93H147ZM214 94V93H213ZM222 94V93H221ZM172 95V94H171ZM173 96V95H172ZM179 96V95H178ZM193 96V95H192ZM199 96H201L200 94L197 96V101L201 100L199 98ZM212 96V93L211 95ZM216 96V93H215ZM214 96V97H215ZM218 96V95H217ZM14 101L17 102L18 104L12 103L9 99L10 98ZM21 97V99H20ZM196 97V94H195ZM201 98H203V95L201 96ZM213 98V97H212ZM219 98V97H217ZM215 98V99H217ZM18 99L20 101H18ZM176 99V98H175ZM194 100V96L192 98ZM199 99V100H198ZM204 99V98H203ZM244 99V98H243ZM78 101V103H76ZM79 101H84V102H79ZM118 101V100H117ZM176 101H179V99H177ZM175 101V102H176ZM90 102V103H89ZM107 102V101H106ZM145 102V101H143ZM183 102V101H182ZM193 102V101H192ZM195 102V101H194ZM193 102V103H194ZM233 102L238 103V101L236 102L235 100H233ZM115 103V102H114ZM150 103V102H148ZM162 103V102H161ZM181 103V102H180ZM218 103V100L217 102ZM232 103V102H231ZM244 103V102H243ZM141 104V103H140ZM158 104V103H157ZM163 104V103H162ZM171 104V103H170ZM11 105H14L13 109L11 107ZM27 105H29V109H23L26 111V113H24L25 117L24 122H30L29 123V128H24L22 121H21V111L23 107H26ZM111 105V104H110ZM121 105V104H120ZM132 105V104H131ZM159 105V104H158ZM176 105V104H175ZM179 105V104H178ZM238 105V104H237ZM108 106V105H107ZM117 106V105H116ZM141 106V105H140ZM147 106V105H146ZM174 106V105H173ZM106 107V106H105ZM113 107V106H112ZM127 107V106H126ZM151 107V106H150ZM155 107V106H154ZM161 107V106H160ZM143 108V107H142ZM152 108V107H151ZM167 108V107H166ZM170 108V107H169ZM227 108V107H224ZM119 109L116 108V110ZM129 109V108H128ZM141 109V108H140ZM145 109V108H143ZM154 108H152L153 110ZM76 110V111H77ZM107 110V109H106ZM113 110V109H112ZM151 110V109H150ZM226 110V109H225ZM224 110V111H225ZM230 110V108H229ZM96 111V110H95ZM103 111V110H102ZM114 111V110H113ZM112 111V113H114ZM144 111V110H143ZM234 111V110H232ZM244 111V110H243ZM60 112V113H59ZM68 112V111H67ZM71 112V111H70ZM99 112V111H98ZM106 112V111H105ZM137 112V111H136ZM157 112V110H156ZM161 112V111H160ZM167 112V111H166ZM164 113V112H163ZM163 113H159L158 116L160 114ZM223 113V112H222ZM249 113V112H248ZM29 114H32L33 117H31V119H28L27 116ZM69 114V113H68ZM88 115L87 113H84V115ZM90 114V113H89ZM126 114V113H125ZM147 114V113H145ZM151 114V113H150ZM245 114V113H244ZM31 115V116H32ZM65 115V113H64ZM108 115V113L106 114ZM113 115V114H112ZM138 115L140 116L141 114ZM137 115V116H138ZM149 115V114H148ZM152 115V114H151ZM154 115V114H153ZM157 115V114H156ZM170 115V114H169ZM23 116V114H22ZM70 116V115H69ZM67 115V117H69ZM91 116V115H90ZM100 116V115H99ZM143 116V115H142ZM147 116V115H146ZM157 116V117H158ZM230 116V115H229ZM245 116V115H244ZM89 117V116H88ZM93 117V116H92ZM102 117V116H100ZM114 117V116H112ZM118 117V116H117ZM136 118V116H134ZM70 118V117H69ZM72 118V117H71ZM90 118V117H89ZM99 118V117H98ZM139 118V117H138ZM146 118V117H145ZM22 119V120H23ZM27 119V120H26ZM80 119H84V120H88L87 116H80ZM104 119V118H103ZM133 119V118H132ZM143 119V117H142ZM62 120V121H61ZM99 120V119H98ZM101 120V119H100ZM136 120V119H135ZM141 120V119H140ZM139 120V121H140ZM89 121V120H88ZM95 121V120H94ZM118 121V120H117ZM121 120H119L118 122H120ZM86 122V121H85ZM84 122V123H85ZM91 121H89L88 123L90 124ZM108 122V121H106ZM117 122V123H118ZM136 122V121H135ZM68 123V122H67ZM109 123V122H108ZM116 123V122H115ZM126 123V122H125ZM130 123V122H129ZM65 124V123H63ZM87 124V122H86ZM85 124V125H86ZM92 124V122H91ZM90 124V125H91ZM111 124V122H110ZM83 125V124H82ZM84 125V126H85ZM93 126H96V121L93 122L92 124ZM101 125V124H100ZM104 124H102L103 127ZM109 125V124H108ZM113 125V124H112ZM115 125V124H114ZM119 125V124H117ZM163 125V124H161ZM128 126V125H127ZM66 127V126H65ZM69 127V126H68ZM73 127V126H72ZM97 127V126H96ZM114 127H118V126H114ZM123 127V126H122ZM135 127V125H134ZM141 127V126H140ZM163 127V126H162ZM64 128V127H63ZM81 128V127H80ZM83 128V126H82ZM85 128V127H84ZM92 128V127H91ZM104 128V127H103ZM106 128V127H105ZM72 129V128H71ZM70 129V130H71ZM88 129V128H87ZM127 129V128H126ZM145 129V128H144ZM58 130V131H57ZM66 130V129H65ZM68 130V129H67ZM69 130V131H70ZM79 130V129H78ZM107 130H110L109 128H107ZM120 130V129H119ZM162 130V129H161ZM81 131V130H80ZM84 131V129H83ZM82 131V132H83ZM86 131V130H85ZM98 131V130H96ZM100 131V130H99ZM104 131V130H103ZM115 131V130H114ZM117 131V129H116ZM134 131V130H133ZM55 132V133H54ZM77 132V131H75ZM79 132V131H78ZM77 132V133H78ZM89 132V130H88ZM93 132V131H92ZM125 132V131H124ZM128 132V131H127ZM71 133V132H69ZM66 133V134H69ZM81 134V132H79ZM78 133V134H79ZM84 133V132H83ZM119 133V132H118ZM153 133V132H152ZM42 134V133H41ZM62 134V132H61ZM91 134H98V133H91ZM137 134V133H136ZM141 134V133H140ZM57 135V133H56ZM62 136V135H61ZM91 136V135H90ZM120 136V134H119ZM118 136V137H119ZM123 136V135H122ZM126 136V134H125ZM44 138V136H42ZM52 137V136H51ZM70 137V135H69ZM39 138V137H38ZM37 140H40V138ZM48 138V137H47ZM53 138V137H52ZM64 138V137H62ZM67 138V137H66ZM87 138V137H86ZM103 138V137H102ZM117 138V137H116ZM145 138V137H144ZM69 139V138H68ZM67 139V140H68ZM42 140V139H41ZM44 140V139H43ZM55 140V139H54ZM61 140V139H60ZM66 140V139H65ZM74 140V139H73ZM128 140V139H127ZM79 141V140H78ZM93 141V139H92ZM109 141V140H108ZM46 142V140L44 141ZM49 142V141H48ZM77 142V141H76ZM81 142V141H80ZM121 142V141H120ZM123 142V141H122ZM59 144V143H58ZM67 144V143H66ZM79 144V143H78ZM85 147H89V143H83ZM82 144V145H83ZM97 144V143H96ZM114 144V143H113ZM126 144V143H125ZM152 144V143H151ZM63 145V144H62ZM81 145V144H80ZM80 145H76L78 147H81ZM94 145V144H93ZM98 145V144H97ZM107 145V144H106ZM71 146V145H70ZM95 146V145H94ZM115 146V145H114ZM141 146V145H140ZM150 146V145H149ZM61 147V146H60ZM77 147V148H78ZM93 147V146H92ZM99 147V146H98ZM112 147V146H111ZM133 147V146H132ZM83 148V147H82ZM91 146L88 148L90 149ZM96 148V147H95ZM100 148V147H99ZM105 148V146H104ZM146 148V147H145ZM50 149L52 150V154L50 152ZM62 149V148H61ZM73 149V148H72ZM76 149V148H75ZM88 149L86 150L85 148H83L82 153L80 155V157L85 156L89 151ZM92 149V148H91ZM90 149V150H91ZM94 149V148H93ZM119 149V148H118ZM152 149V148H151ZM97 150V149H96ZM99 150V149H98ZM108 150V149H107ZM107 150H105L107 152ZM116 150V148H115ZM147 150H149V148H147ZM220 150V149H219ZM71 151V150H70ZM104 151V152H105ZM112 151V150H111ZM130 151V150H129ZM63 152V151H62ZM163 152V151H162ZM181 152V150H180ZM101 153V152H100ZM133 153V152H132ZM102 154V153H101ZM104 154V153H103ZM102 154V155H103ZM117 154V153H116ZM150 154V151L149 153ZM158 154V153H157ZM215 154V153H214ZM98 152H97V156H98ZM101 155V157H102ZM130 155V154H129ZM212 155V154H211ZM220 155V154H219ZM76 156V155H75ZM91 157L93 155H90ZM105 156V155H104ZM153 156V155H152ZM221 156V155H220ZM95 157V155L93 156ZM100 158V156H98ZM150 157V156H149ZM148 157V159H149ZM213 157V156H212ZM216 158L219 156H215ZM90 158L89 156H85L82 158V160L84 162H90L88 161ZM97 158V157H96ZM97 158V159H99ZM104 158V157H102ZM113 158V157H112ZM160 158V156H159ZM164 158V157H163ZM223 158V157H222ZM114 159V158H113ZM119 159V158H118ZM122 159V158H121ZM157 159V158H156ZM255 159V158H254ZM253 159V160H254ZM263 159V158H262ZM66 160V159H65ZM105 160V159H102ZM219 162L220 160L217 159ZM224 160V159H223ZM252 160V161H253ZM149 160H146V162L149 164L151 163ZM193 161V160H192ZM195 161V160H194ZM212 161V158L211 160ZM255 161V160H254ZM65 162V161H64ZM99 162V161H97ZM104 162V161H102ZM134 162V161H133ZM138 162V161H137ZM158 162V161H157ZM166 162V161H165ZM179 162V161H178ZM201 162V161H200ZM224 162V161H223ZM221 160V163H223ZM63 163V162H62ZM100 163V162H99ZM108 163V162H107ZM131 163V162H130ZM181 163V162H180ZM255 163V162H254ZM261 164V162H258ZM263 163V162H262ZM103 164V163H101ZM109 164V163H108ZM107 164V165H108ZM134 164V163H133ZM136 164V163H135ZM138 164V163H137ZM160 164V163H159ZM198 164V163H197ZM203 164V163H202ZM211 164V163H210ZM220 164V163H218ZM251 164V163H250ZM65 165V164H64ZM68 164H66L67 166ZM95 165V164H93ZM106 165V163H105ZM114 165V164H113ZM152 165V164H151ZM181 165V164H180ZM193 165H195V163H193ZM212 165V164H211ZM224 165V164H223ZM256 167L257 164H255ZM100 166V164H99ZM133 166V165H132ZM131 166V167H132ZM159 166V165H156ZM162 166V165H161ZM188 166V165H187ZM208 166V165H207ZM217 166V165H216ZM222 166V165H221ZM230 166V165H229ZM227 165V167L230 169ZM254 166V165H253ZM105 167V166H104ZM103 167V168H104ZM107 167V166H106ZM135 167V165L133 166ZM147 167V166H146ZM166 167V166H165ZM179 167V166H178ZM198 167V166H197ZM219 167V166H217ZM216 167V168H217ZM224 167H226L224 165ZM232 167V166H231ZM252 167V166H251ZM74 168V170H73ZM80 168V167H79ZM91 168V167H90ZM95 168V167H94ZM119 168V167H118ZM117 168V169H118ZM153 168V167H152ZM184 168V167H183ZM188 168V167H187ZM215 168V165H214ZM213 168V169H214ZM227 168V169H228ZM233 168V167H232ZM235 168V167H234ZM96 169V168H95ZM99 169V168H98ZM134 169V168H133ZM157 171L158 169L161 170L160 168H156ZM196 169V168H195ZM201 169V167H200ZM207 169V168H206ZM220 169V168H219ZM226 169V170H227ZM236 169V168H235ZM258 169V168H257ZM83 170V169H82ZM94 170V169H93ZM101 170V169H100ZM136 170V169H135ZM179 170V169H177ZM189 170V168L187 169ZM191 170V169H190ZM198 170V169H197ZM216 170V169H215ZM218 170V169H217ZM231 170V169H230ZM237 170V169H236ZM253 170V169H252ZM261 170V169H260ZM259 170V171H260ZM132 171V170H131ZM182 171V170H181ZM185 171V169H184ZM192 171V170H191ZM196 171V170H194ZM202 171V169L200 170ZM206 171V170H205ZM204 171V172H205ZM214 171V170H213ZM233 171V170H232ZM244 171V170H243ZM246 171V170H245ZM244 171V172H245ZM254 171V170H253ZM82 172V171H81ZM91 172V171H90ZM93 172V171H92ZM96 172V171H95ZM104 172V170H103ZM111 172V171H110ZM120 172V171H118ZM130 172V171H129ZM137 172V171H135ZM134 172V174H135ZM188 172V171H186ZM209 172V171H208ZM212 172V170H211ZM227 172V171H226ZM229 172V171H228ZM236 172V171H235ZM234 172V173H235ZM257 172V171H256ZM122 173V172H121ZM178 173V172H177ZM182 173V172H181ZM199 173V172H198ZM206 173V172H205ZM224 173V172H223ZM238 173V171H237ZM241 173V171H240ZM240 173L238 176H240ZM243 173V172H242ZM248 173V170H247ZM84 174V172H83ZM101 174V173H100ZM133 174V175H134ZM180 174V173H178ZM202 174V172H201ZM222 174V172L220 173ZM226 174V173H225ZM229 176L231 175L230 172L228 173ZM245 174V173H244ZM258 174V173H257ZM260 174V173H259ZM61 175V174H60ZM94 175V174H93ZM96 175V174H95ZM106 175V174H104ZM123 174H121L122 176ZM130 175V174H129ZM132 175V176H133ZM138 175V172H137ZM169 175V174H168ZM174 175V173H173ZM184 176V174H182ZM190 174H188L189 176ZM192 175V174H191ZM190 175V176H191ZM206 175V174H205ZM208 175V174H207ZM218 175V172H217ZM79 176V175H78ZM86 176V175H85ZM98 176V175H97ZM113 176V175H112ZM118 176L119 173H118ZM175 176V175H174ZM182 176V177H183ZM185 176H187L185 174ZM184 176V177H185ZM194 176V175H193ZM212 175H208V177ZM228 176V175H227ZM226 176V178H227ZM252 176V175H251ZM99 177V176H98ZM95 177V178H98ZM136 177V176H135ZM138 177V176H137ZM164 176H162L163 178ZM202 177V176H201ZM206 177V176H205ZM222 179H221V178ZM234 177L233 175L230 176V179ZM237 177V176H236ZM253 177V176H252ZM263 177V176H262ZM86 178H88L86 176ZM100 178V177H99ZM102 178V177H101ZM100 180H103L101 179ZM126 178V177H125ZM130 178V177H129ZM134 178V177H133ZM174 178V177H173ZM179 178H181L179 176ZM193 178V177H192ZM195 178V177H194ZM216 180L221 179L220 183L218 181V183H213L214 185H221L222 187H227L230 186L231 183L227 180H224V175L219 177H215ZM254 178V177H253ZM264 178V177H263ZM105 179V178H104ZM131 179V178H130ZM135 180H137L136 178H134ZM187 179H191L188 178ZM205 178H203L204 180ZM213 179V177H212ZM240 179V178H238ZM237 179V181H238ZM86 180V179H85ZM118 180V179H117ZM126 180V179H125ZM129 180V179H128ZM169 180V179H168ZM181 180H184L183 178ZM192 180V179H191ZM198 180V179H197ZM196 180V181H197ZM202 178L200 180L203 181ZM206 180V179H205ZM210 180V179H207ZM207 180L205 181L207 183ZM104 181V180H103ZM134 181V180H132ZM131 181V182H132ZM138 181V180H137ZM163 181V179H162ZM160 181V182H162ZM167 181V180H166ZM177 181V180H176ZM187 181V180H186ZM189 181V180H188ZM212 181V180H211ZM209 181V182H211ZM215 181V180H214ZM229 182L230 185L226 184ZM232 181V179H231ZM248 181V180H247ZM250 181V180H249ZM260 181V180H259ZM264 181V180H263ZM89 182V181H87ZM105 183L107 182L106 179L104 181ZM114 182V181H113ZM119 182V180H118ZM170 182V181H169ZM240 182V181H239ZM252 182V181H251ZM96 183V182H95ZM98 183V182H97ZM101 183V182H100ZM126 183V182H125ZM183 183V182H182ZM187 183V182H186ZM198 183V181H197ZM196 183V184H197ZM204 183V182H203ZM264 183V182H262ZM74 184V183H73ZM83 184V183H82ZM90 184V183H88ZM104 184V183H103ZM102 184V185H103ZM110 184V183H109ZM115 184V182H114ZM129 184V183H128ZM128 184H126L128 186ZM131 184V183H130ZM138 183L135 184H131V185H136ZM146 184V183H145ZM159 184V183H158ZM163 185L165 183H162ZM173 184V183H170ZM177 184V182H176ZM181 184V183H180ZM195 184V183H194ZM195 184V185H196ZM200 184V183H199ZM233 184V183H232ZM247 184V183H246ZM257 184V183H256ZM255 184V185H256ZM259 184V183H258ZM87 185V184H86ZM107 185V184H106ZM112 185V184H111ZM119 185V184H118ZM123 187V184H121ZM120 185V186H121ZM125 185V184H124ZM130 185V186H131ZM157 185V184H154ZM161 185V184H160ZM192 185V184H191ZM212 185V184H210ZM209 185V186H210ZM213 185V186H214ZM219 185V186H220ZM244 186H246L245 184H243ZM261 185V184H260ZM263 185V184H262ZM262 188H264V186H262ZM69 186V188H68ZM77 186V185H76ZM101 186V184L99 185V187ZM104 186V185H103ZM116 186V185H115ZM129 186V187H130ZM137 186V185H136ZM134 186V187H136ZM142 186V185H141ZM147 186V185H146ZM152 186V185H151ZM171 186V185H170ZM180 186V185H179ZM185 186V185H184ZM197 186V185H196ZM201 188V185H199ZM203 186L205 187V185H202V191L205 192V190H203ZM207 186V185H206ZM243 186V187H244ZM249 186V185H247ZM251 186V184H250ZM65 187V188H64ZM78 187V186H77ZM74 187L76 191V188ZM93 187V186H92ZM102 187V186H101ZM154 187V186H152ZM163 187V186H162ZM181 187V186H180ZM191 187V186H190ZM233 186H231L230 188H232ZM242 187V186H241ZM254 187V186H253ZM61 188L63 190H61ZM81 188V187H80ZM85 188V187H84ZM98 188V187H96ZM95 188V189H96ZM119 188V187H118ZM133 188V187H132ZM148 188V187H147ZM151 188V187H150ZM148 188V189H150ZM156 188V187H155ZM167 188V185L165 187V189ZM170 188V187H169ZM183 188V187H182ZM180 190H183V189ZM213 188V187H211ZM215 188V187H214ZM218 189V186L216 187ZM215 188V189H216ZM234 188V187H233ZM232 188V189H233ZM237 188V187H236ZM235 188V189H236ZM245 188V187H244ZM249 188V187H248ZM247 188V189H248ZM69 192V195H67V191ZM83 189V188H82ZM94 189V190H95ZM99 189V188H98ZM105 191V188H102ZM112 189V188H111ZM134 189V188H133ZM136 189V188H135ZM153 188H151L152 190ZM185 189V188H184ZM189 189V188H188ZM194 188L191 189V191ZM196 189V188H195ZM198 189V188H197ZM217 189L215 191H217ZM220 189V187H219ZM228 187L227 188H223V190H218L217 192H215L216 194L221 193V195L223 194H227L228 198H225V201L227 202V205L225 207H231L232 208V204L234 203V201L236 199L233 200V197H235L236 195H231V193H229L228 191ZM234 189V190H235ZM122 190V188H121ZM120 190V191H121ZM125 189H123L124 191ZM130 190V189H128ZM138 190V188H137ZM146 190V189H144ZM155 190V189H153ZM164 190V189H163ZM208 190V189H207ZM239 192V189H237ZM250 190V189H248ZM247 190V191H248ZM256 191V189H254ZM101 191V189H100ZM108 191V190H107ZM105 191V193L107 192ZM111 191V190H109ZM108 191V192H109ZM118 191V189H117ZM118 191V192H120ZM121 191V192H123ZM127 191V190H126ZM135 191V190H134ZM142 191V190H140ZM148 191V190H146ZM194 191V190H193ZM199 191L201 192V190L199 189ZM199 191L197 190L196 193H199ZM212 191V190H210ZM208 191V192H210ZM259 191V190H257ZM112 192V191H111ZM120 192V193H121ZM130 191L126 192L129 193ZM152 192V191H151ZM157 192V191H155ZM159 192V191H158ZM181 192V191H180ZM194 192V193H195ZM207 192V191H206ZM205 192V193H206ZM207 192V193H208ZM219 192V193H218ZM91 193V192H90ZM96 193V192H95ZM100 193V192H98ZM115 193V192H114ZM119 193V194H120ZM138 193V191H137ZM148 193V192H147ZM150 193V192H149ZM153 193V192H152ZM150 193V194H152ZM166 193V192H165ZM183 193V191H182ZM181 193V194H182ZM186 193V192H185ZM188 193V192H187ZM186 193V194H187ZM192 194L193 197V192H189V194ZM203 193V192H202ZM243 193V192H242ZM241 193V194H242ZM246 193V192H245ZM249 193V191H248ZM76 194V193H75ZM79 194V193H78ZM103 194V193H102ZM105 195V194H103ZM113 194V192H112ZM125 194V193H122ZM130 194V193H129ZM141 194V193H139ZM156 194V193H155ZM154 196H157L155 195ZM164 193H158L159 197L160 195H163ZM200 194V193H199ZM236 194V193H235ZM239 194V193H238ZM83 195V194H82ZM90 195V194H89ZM108 195V194H107ZM110 195V193H109ZM114 195V194H113ZM131 195V194H130ZM128 195V196H130ZM145 195V194H143ZM148 195V194H147ZM145 195V196H147ZM205 195V194H204ZM202 194V196H204ZM208 195V194H207ZM213 195V194H212ZM220 195V196H221ZM94 196V195H93ZM96 196V195H95ZM117 196V194H116ZM115 196V197H116ZM122 198L123 196L120 195ZM125 196V195H124ZM133 196V195H132ZM138 196V195H137ZM142 196V195H141ZM144 196V197H145ZM150 196V195H149ZM182 196V195H181ZM181 196L178 198L180 199V201L182 200ZM206 196V195H205ZM238 196V195H237ZM240 196V195H239ZM245 196V195H244ZM247 196V194H246ZM81 197V196H80ZM86 197V196H85ZM108 197V196H107ZM106 197V199H107ZM113 197V196H112ZM187 199L184 197V199L189 200L186 201L185 203L189 206H192V204H195V201ZM225 197V196H223ZM77 198V199H76ZM89 198V197H86ZM95 198V197H94ZM131 198V197H130ZM139 198V197H137ZM136 198V199H137ZM156 198V197H155ZM154 198V199H155ZM163 198V196H162ZM174 198V196H173ZM172 198V199H173ZM196 198V197H195ZM203 198V197H202ZM219 198V195H218ZM241 198V197H240ZM239 198V199H240ZM244 198V197H243ZM247 198H249V196H247ZM252 198V197H250ZM261 198V197H260ZM264 198V197H263ZM70 199V203L72 204V206L76 207L73 208V210L69 209L68 206V200ZM92 199V197H91ZM96 199V198H95ZM103 199V198H102ZM109 199V198H108ZM107 199V200H108ZM111 199V198H110ZM115 198H112L111 204L113 203L112 201ZM135 199V198H134ZM141 199H144L143 196ZM160 199V198H159ZM164 199V198H163ZM177 199V198H176ZM176 200V202L179 203V200ZM199 199V198H198ZM216 198L215 197H211L208 198L206 196L204 202L205 204H208V201H211L212 204L217 205L216 202H214ZM242 199V198H241ZM77 200V201H76ZM93 200V199H92ZM99 200V199H98ZM146 200V198L144 199ZM195 200V199H194ZM252 200V199H250ZM260 200V199H259ZM86 201V200H85ZM84 201V202H85ZM100 201V200H99ZM118 201V200H117ZM121 201V200H120ZM119 201V202H120ZM139 201V200H137ZM143 201V200H141ZM152 201V200H151ZM164 201V200H163ZM242 201V200H241ZM240 201V202H241ZM246 201V200H244ZM83 202V201H82ZM81 202V204H82ZM88 203L90 201H87ZM94 202V201H93ZM98 202V201H96ZM94 203V205H96L97 203ZM101 202V201H100ZM105 202V201H104ZM135 202V201H134ZM132 201V203H134ZM146 202V201H143ZM148 202V199H147ZM175 202V204H176ZM184 202V201H183ZM200 202V201H199ZM202 202V201H201ZM208 202V203H207ZM233 202V203H232ZM236 202V201H235ZM238 202V201H237ZM117 203V202H116ZM114 203V204H116ZM140 203V202H139ZM138 203V204H139ZM163 205H167L168 202L166 204H164V202H162ZM177 203V206H178ZM182 203V201H181ZM180 203V204H181ZM245 203V202H243ZM110 204V205H111ZM130 204V203H129ZM149 204V206L152 204L150 203H146ZM160 204V202L158 203V205ZM174 204V203H173ZM184 204V203H183ZM181 204V205H183ZM225 204V203H224ZM237 204V203H236ZM239 204V203H238ZM248 204V203H247ZM92 205V204H91ZM93 205V206H94ZM101 207L103 206V204H100ZM100 205L98 204V206L100 207ZM108 205V206H110ZM124 205V204H123ZM197 205H199L197 203ZM210 205V204H209ZM240 205V204H239ZM244 204H242L243 207ZM250 205V204H249ZM82 206V205H79ZM90 206V205H89ZM114 205H112L113 207ZM116 206V205H115ZM114 206V207H115ZM126 206V205H125ZM133 206V205H132ZM141 206V204H140ZM148 206V205H146ZM213 206V205H211ZM222 206V205H221ZM236 206V205H235ZM248 206V205H247ZM98 207V208H99ZM120 207V206H119ZM129 207V206H128ZM181 207V206H180ZM201 207V206H200ZM209 207V206H207ZM224 208V206H222ZM241 207V205H240ZM241 207V209L243 210V208ZM250 207V206H248ZM104 208V207H103ZM125 208V207H123ZM135 208V207H134ZM147 208V207H146ZM162 209L163 207H158V209ZM169 209L174 208L172 206V203L170 205H168ZM177 208V207H176ZM190 208V207H189ZM204 208V207H203ZM202 208V209H203ZM216 208V207H215ZM219 209L221 207H218ZM217 208V209H218ZM94 209V208H93ZM102 209V208H101ZM106 209V208H105ZM136 209V208H135ZM149 209V210H150ZM156 209V210H158ZM191 209V208H190ZM190 209H188L187 211L185 210V212H190ZM200 209V208H199ZM258 209V208H257ZM88 210V209H87ZM98 210V209H97ZM111 210V209H110ZM113 210V209H112ZM148 210V209H147ZM174 210V209H173ZM181 210V209H180ZM195 210V209H194ZM192 210V211H194ZM226 210V209H225ZM247 210V208L245 210H243L242 213H244ZM264 210V209H263ZM100 211V210H99ZM103 211V209H102ZM124 211V210H123ZM129 211V209H128ZM168 211V210H167ZM178 211V210H177ZM202 211V210H201ZM220 211V210H219ZM241 211V210H240ZM90 212V211H89ZM97 212V211H96ZM125 212V211H124ZM127 212V210H126ZM158 212H160L158 210ZM175 212V211H174ZM182 212V211H181ZM198 212V211H197ZM207 212V211H206ZM210 212V211H209ZM218 212V211H217ZM226 212L228 215H226L227 217L225 218V224L230 222L228 224V226H225L224 228H228L230 229L229 231H235L234 237L230 238L231 240H229V246L228 248L230 249L229 252H234V250L237 248H240L243 245L239 244L241 241V239H244L242 241L244 242H248L250 244H253L252 241L254 242L255 240L250 239V237H246L247 235L245 234V231H247L248 229L245 228L246 227V216L248 217V215H246L245 213V217L244 214H242V216L240 215V213H234L233 209L227 208ZM222 212V213H224ZM259 212V211H258ZM74 213V214H73ZM92 213V211H91ZM95 213V212H94ZM101 213V212H100ZM106 213V211H105ZM184 213V212H183ZM216 213V212H215ZM220 213V214H222ZM72 214V216H71ZM85 213H82V215H85ZM190 218L187 216L185 219L190 222V224H192V212L188 213ZM198 214V213H197ZM205 214V213H204ZM225 214V213H224ZM249 215L253 214V212ZM88 215V214H87ZM92 215V214H90ZM88 216L91 218V216ZM110 215V214H109ZM127 215V216H128ZM194 215V214H193ZM223 215V214H222ZM71 216V218H70ZM104 216V214L102 215ZM160 216V215H158ZM182 216V215H179ZM197 216V215H196ZM206 216V214L204 215ZM220 216V215H218ZM239 216V217H237ZM259 216V214H258ZM262 216L264 217V213L262 214ZM83 217V216H82ZM87 217V219H88ZM107 217V216H105ZM129 217V216H128ZM194 217V216H193ZM221 217V216H220ZM260 217V216H259ZM70 218V219H69ZM77 218V219H76ZM109 218V216H108ZM114 218V217H113ZM181 218V217H180ZM179 218V219H180ZM205 218V217H204ZM251 218V217H250ZM262 218V217H261ZM260 218V220H261ZM86 219V222H87ZM93 219V218H92ZM101 219V218H100ZM111 219V218H110ZM174 219V218H173ZM206 219V218H205ZM245 219V220H244ZM263 219V218H262ZM181 221L184 219H180ZM194 220V219H193ZM197 220V218H196ZM208 220V219H207ZM210 220V219H209ZM242 220V221H241ZM249 221V219H247ZM259 220V221H260ZM94 221V220H93ZM92 221V222H93ZM173 221V220H172ZM213 221V220H212ZM244 221V222H243ZM253 222V220H250ZM5 222V223H4ZM91 222V221H89ZM119 222V220H118ZM127 222V221H126ZM166 222V221H165ZM196 222V221H195ZM216 222V221H215ZM264 222V220H263ZM69 223V231H68V226L67 224ZM160 223V222H159ZM170 223V222H169ZM168 223V224H169ZM175 223V222H174ZM198 224V222H196ZM260 223V222H257ZM255 221V224H257ZM262 223V221H261ZM1 224V225H2ZM95 224V223H94ZM97 224V223H96ZM166 225L163 226L161 224H157L156 223V227H166L167 223H165ZM188 224V223H187ZM187 224L185 226H187ZM206 224V223H205ZM208 224V223H207ZM222 224V223H221ZM249 224V223H248ZM0 225V226H1ZM84 225V224H83ZM93 225V224H92ZM97 225V226H99ZM126 225V224H125ZM172 225V224H170ZM180 225V224H179ZM182 225V224H181ZM184 225V224H183ZM182 225V227H183ZM188 225V226H189ZM211 225V224H209ZM173 226V225H172ZM171 226V227H172ZM177 227L178 224L176 225ZM192 226L194 227V225L192 224ZM198 226V225H195ZM203 226V225H202ZM259 226V225H258ZM169 227V226H168ZM191 227V225H190ZM208 227V226H207ZM261 227V226H260ZM96 228V227H95ZM118 228V229H117ZM205 228V227H204ZM151 229V228H150ZM169 229V228H168ZM177 229V228H176ZM255 229V228H254ZM196 230V229H195ZM217 230V229H216ZM253 230V229H252ZM157 231V230H156ZM159 231V229H158ZM171 231V230H169ZM185 231V230H184ZM204 231V230H203ZM206 231V230H205ZM219 231V230H218ZM228 231V230H227ZM123 232H124V236H123ZM174 232V231H173ZM195 232V231H194ZM197 232V230H196ZM244 232V233H243ZM260 232V231H259ZM0 233V234H1ZM159 233V232H158ZM166 233V232H165ZM202 233V232H201ZM219 233V232H218ZM258 233V232H257ZM263 233V232H262ZM96 234L97 235V239L96 240H91L86 238L89 235H93ZM203 234V233H202ZM205 234V233H204ZM256 234V233H255ZM261 234V233H260ZM155 235V234H154ZM158 235V234H157ZM156 236V235H155ZM202 236V235H201ZM213 236V234H212ZM258 236V235H257ZM133 237V236H132ZM149 237H152L149 239ZM180 237V236H179ZM223 237V236H222ZM256 237V236H255ZM259 237V236H258ZM261 237V236H260ZM264 237V236H263ZM156 238V237H155ZM216 238V237H215ZM110 240L109 243L107 242V240ZM178 239V237H177ZM197 238H195L196 240ZM205 239V238H204ZM220 239V238H219ZM171 240V239H170ZM213 240V239H212ZM156 241V240H155ZM158 241V240H157ZM183 241V240H182ZM198 241V240H197ZM220 241V240H219ZM251 241V242H250ZM257 241V240H256ZM263 241V240H261ZM106 242L108 244V247L106 248ZM123 242V243H124ZM195 242V241H194ZM222 242V241H221ZM225 241H223L222 243H224ZM135 243V241L133 242V244ZM135 243V245H136ZM151 243V241H150ZM155 244V242H153ZM199 243V242H198ZM228 243V242H227ZM244 243V244H246ZM247 243V244H248ZM255 243V242H254ZM258 243V242H257ZM153 244V246H154ZM182 244V243H181ZM187 244V243H186ZM213 245H210V249H209V253H213L216 257V250H217V243L214 245V243H211ZM220 244V243H219ZM246 244V245H247ZM248 244V245H250ZM122 245V244H121ZM135 245H133V247H135ZM152 245V244H151ZM176 245V244H175ZM189 245V244H188ZM192 245V244H191ZM208 245V246H209ZM240 245V247H239ZM247 245V246H248ZM259 245V244H258ZM263 245V244H261ZM125 248L127 247L126 245H124ZM138 247H142L137 245ZM150 246V245H148ZM155 246H157L155 244ZM177 246V245H176ZM194 246V245H193ZM222 246V245H221ZM246 246V248H247ZM264 246V245H263ZM261 246V247H263ZM183 250H184V246L182 245ZM249 247V246H248ZM250 247H252L250 245ZM249 247V248H250ZM260 247V248H261ZM123 248V247H122ZM131 248V247H130ZM143 248V247H142ZM141 248V249H142ZM152 248V247H150ZM149 248V249H150ZM162 248V247H160ZM180 248V247H178ZM191 248H193L191 246ZM209 248V247H208ZM106 249V252H108L107 254H109L108 256H111L112 258H108L110 259V261H107L106 259V254L104 253V250ZM127 249L129 250V248L127 247ZM139 249V248H136ZM148 249V251H149ZM169 249V248H168ZM198 249V248H197ZM205 248H203L204 250ZM216 249V250H215ZM224 249V248H223ZM236 249V251H237ZM241 249V251H242ZM175 250V249H174ZM207 250V249H206ZM220 250V249H219ZM245 250V249H244ZM248 250V248L246 249ZM255 250V249H254ZM261 250V249H260ZM147 251V250H145ZM152 251V249H151ZM223 251V250H222ZM240 251V250H239ZM238 251V253H239ZM240 251V252H241ZM250 252L253 251L252 249L249 250ZM259 251V250H258ZM140 252V251H139ZM224 252V251H223ZM249 254H254L253 252ZM82 252H80L81 254ZM155 253V252H154ZM153 253V255H155ZM198 253V252H197ZM204 253V251H203ZM201 251V254H203ZM207 254L210 255L211 254ZM221 253V251H220ZM237 253V254H238ZM243 253V252H242ZM245 253V252H244ZM243 253V254H244ZM125 254V253H124ZM140 254V253H139ZM148 254V253H147ZM205 254V253H204ZM203 254V255H204ZM230 254V253H229ZM233 254V253H232ZM82 255V254H81ZM100 257H99V256ZM127 255V254H126ZM150 255V254H149ZM161 255V254H160ZM165 255V254H164ZM163 255V256H164ZM170 255V254H169ZM241 254H239L240 256ZM137 256V255H136ZM159 256V255H158ZM243 256V255H242ZM69 257V258H68ZM132 256H126L124 258H131ZM145 257V256H143ZM160 257V256H159ZM175 257V256H174ZM213 257V256H212ZM213 257V259L215 258ZM225 257V256H224ZM248 258H252V256H247ZM117 258V257H116ZM138 258V257H137ZM140 258V257H139ZM138 258V259H139ZM151 258V257H147L146 258H142L143 260ZM205 258V257H204ZM227 258V257H225ZM229 258V257H228ZM227 258V259H228ZM246 258V259H248ZM134 259V258H133ZM137 259V260H138ZM192 259V258H191ZM194 259V258H193ZM196 259V258H195ZM198 259V258H197ZM211 259V258H210ZM216 259V258H215ZM221 259V258H220ZM223 259V258H222ZM231 259V258H229ZM117 260V259H116ZM136 260V259H135ZM202 260V258H201ZM242 260H245L244 258H242ZM249 260V259H248ZM247 260V261H248ZM252 260V259H251ZM113 261V262H112ZM140 261V260H138ZM190 261V260H189ZM221 261V260H220ZM231 261V260H230ZM255 261V260H254ZM254 261H252L254 263ZM129 262V261H128ZM164 262V261H163ZM209 261H207L208 264ZM219 262V261H218ZM234 262V261H233ZM245 262V261H244ZM243 262V264H244ZM256 262V261H255ZM139 263V262H138ZM175 263V262H174ZM201 263V262H200ZM213 263V262H212ZM222 263V261L220 262ZM226 263H229L228 261ZM224 263V264H226ZM247 263V262H245ZM258 263V262H257ZM256 263V264H257ZM119 264V263H118ZM134 264V263H133ZM159 264V263H158ZM179 264V263H178ZM232 264V262H231ZM236 264V263H235ZM249 264V262H248ZM251 264V263H250Z\"/></svg>",
    "mask_w": 264,
    "mask_h": 264
}]
</instances>
